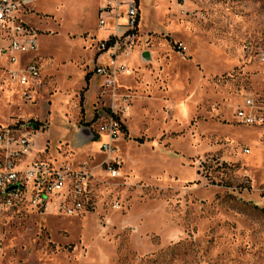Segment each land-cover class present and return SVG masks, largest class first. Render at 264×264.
Returning <instances> with one entry per match:
<instances>
[{
    "label": "rangeland",
    "instance_id": "rangeland-1",
    "mask_svg": "<svg viewBox=\"0 0 264 264\" xmlns=\"http://www.w3.org/2000/svg\"><path fill=\"white\" fill-rule=\"evenodd\" d=\"M138 1L134 40H118L129 74L114 87L95 72L111 55L96 61L98 0L30 5L32 101L0 55V128L34 121L30 161L90 174L73 215L0 196V264H264V123L234 114L246 94L264 103V0ZM111 117L109 157L99 128Z\"/></svg>",
    "mask_w": 264,
    "mask_h": 264
},
{
    "label": "built area",
    "instance_id": "built-area-1",
    "mask_svg": "<svg viewBox=\"0 0 264 264\" xmlns=\"http://www.w3.org/2000/svg\"><path fill=\"white\" fill-rule=\"evenodd\" d=\"M34 0H0V33L7 44L0 48V55L7 61L5 68L9 78L24 89L22 97L31 100L30 90L41 83V67L37 59L39 45L35 32L19 20L22 8ZM138 0H102L97 9L98 25L106 37L100 42L99 50L110 53V64L96 67L102 76L103 85L114 87L118 74H129L125 64L119 62L118 40L124 38L132 42L140 26ZM108 44V45H107ZM183 50L185 47L181 46ZM32 101V100H31ZM237 122L244 125L264 123V103L247 95L234 110ZM0 128V196L13 199L24 198L35 208L47 209L51 202L56 210L66 215L77 214L83 209V188L90 174L84 167L72 170L70 166L51 168L39 160H28L33 151L31 133L37 129L31 120L17 119ZM104 136L100 149L107 156L115 151V141L119 133V122L111 117L99 128ZM248 151V150H246ZM112 176H117L115 168H109ZM16 185L13 190H6ZM84 191V190H83Z\"/></svg>",
    "mask_w": 264,
    "mask_h": 264
},
{
    "label": "crops",
    "instance_id": "crops-1",
    "mask_svg": "<svg viewBox=\"0 0 264 264\" xmlns=\"http://www.w3.org/2000/svg\"><path fill=\"white\" fill-rule=\"evenodd\" d=\"M102 3V0H98V4H97V6H96V14H97V9H98V6L100 5ZM31 5V4H30ZM30 5H28V6H26V7H24V8H22L21 10H20V12H19V20L24 24V25H26V26H28L29 28H31L35 33H36V31L34 30V28L32 27V25L29 23V21H28V19H27V16L29 15V13H31V11H32V8H31V6ZM139 12H140V10H139ZM140 17V16H139ZM141 22V21H140ZM99 31H101V32H103V34H104V36L103 37H100L99 39L101 40V39H103V38H105L106 37V33H105V31H103V30H101V29H99ZM106 53L105 52H101V53H99L98 54V56H97V63L98 64H100L101 62H104V61H106V59H107V57H106ZM86 75H88V79L86 80ZM97 75V74H96ZM125 75H128V74H125ZM90 76H91V74L89 73V74H85V82L88 84V81H89V79H90ZM98 76V75H97ZM95 81H96V79H91V81L89 82V88H88V90H87V92L89 91V89H90V85H91V82L92 83H94L93 84V86H94V91H92V93H91V95L95 92V90H96V84H95ZM87 95V94H86ZM91 95H90V97H91ZM245 96H247V94L246 95H244L243 96V98L245 97ZM242 98V99H243ZM73 131L76 133V140H77V132H76V130L75 129H73ZM121 131L123 132L124 131V129H122V127H121ZM120 131V132H121ZM91 133H93V134H95L94 136H97V139H99L100 138V136L101 137H104V136H102V135H100L99 136V133L98 132H96L95 130H94V132H92L91 131ZM90 133V134H91ZM77 144L78 145H83V143H81L80 141H78L77 140ZM35 149V148H34ZM89 148H87L86 150H85V152L88 150ZM44 150V149H43ZM43 150H39L38 151V153L39 154H42V153H46V152H44ZM99 150H100V148H99ZM43 151V152H42ZM73 152V153H72ZM84 151H82V152H78V151H71V156H70V158L71 159H69V160H77V161H81V160H83L82 159V157H83V155H84V153H85ZM35 153L36 152H34L33 151V154L31 153L30 154V156L27 158L28 160H30V159H33V157H34V155H35ZM74 154H82V157L81 158H78L77 157V159L76 158H74ZM32 157V158H31ZM74 158V159H73ZM71 162V161H70ZM73 162V161H72ZM63 163H65L66 164V162L65 161H63ZM74 163V162H73ZM81 163V162H80Z\"/></svg>",
    "mask_w": 264,
    "mask_h": 264
},
{
    "label": "water",
    "instance_id": "water-1",
    "mask_svg": "<svg viewBox=\"0 0 264 264\" xmlns=\"http://www.w3.org/2000/svg\"><path fill=\"white\" fill-rule=\"evenodd\" d=\"M143 56H144L145 58H148V57H149L148 52H144ZM85 130H86L87 133H89V135H92L90 128H85ZM90 133H91V134H90ZM16 187H17L16 185H13V186L9 187V188L6 190V192H8V191H10V190H13V189H15Z\"/></svg>",
    "mask_w": 264,
    "mask_h": 264
},
{
    "label": "trees",
    "instance_id": "trees-1",
    "mask_svg": "<svg viewBox=\"0 0 264 264\" xmlns=\"http://www.w3.org/2000/svg\"><path fill=\"white\" fill-rule=\"evenodd\" d=\"M108 45V44H107ZM88 79V75H86V80ZM39 126V124L36 123V127ZM97 139V136H94L92 140Z\"/></svg>",
    "mask_w": 264,
    "mask_h": 264
}]
</instances>
